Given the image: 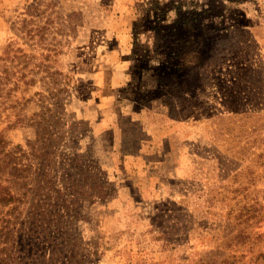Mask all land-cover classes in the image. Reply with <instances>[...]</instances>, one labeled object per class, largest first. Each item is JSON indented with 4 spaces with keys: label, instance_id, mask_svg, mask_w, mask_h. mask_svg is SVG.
Here are the masks:
<instances>
[{
    "label": "rangeland",
    "instance_id": "374dc122",
    "mask_svg": "<svg viewBox=\"0 0 264 264\" xmlns=\"http://www.w3.org/2000/svg\"><path fill=\"white\" fill-rule=\"evenodd\" d=\"M0 264H264V0H0Z\"/></svg>",
    "mask_w": 264,
    "mask_h": 264
},
{
    "label": "trees",
    "instance_id": "16d2710c",
    "mask_svg": "<svg viewBox=\"0 0 264 264\" xmlns=\"http://www.w3.org/2000/svg\"><path fill=\"white\" fill-rule=\"evenodd\" d=\"M182 24L186 26V25L190 24V21H187V22L183 21Z\"/></svg>",
    "mask_w": 264,
    "mask_h": 264
}]
</instances>
